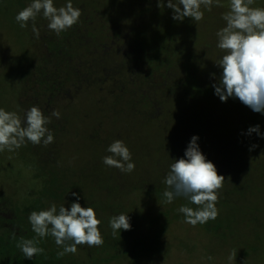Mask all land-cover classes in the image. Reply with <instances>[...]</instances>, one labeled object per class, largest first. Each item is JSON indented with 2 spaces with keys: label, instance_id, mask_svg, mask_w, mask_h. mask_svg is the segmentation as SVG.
Returning <instances> with one entry per match:
<instances>
[{
  "label": "rangeland",
  "instance_id": "rangeland-1",
  "mask_svg": "<svg viewBox=\"0 0 264 264\" xmlns=\"http://www.w3.org/2000/svg\"><path fill=\"white\" fill-rule=\"evenodd\" d=\"M31 2L0 0V108L23 120L37 106L50 119L54 142L0 152V264L23 254L16 247L21 239L38 240L44 253L35 257L60 264H264V138L248 135L256 125L264 135V114L232 97L222 102L212 90L222 73L216 62L225 53L216 33L226 26L228 0L222 6L214 0L211 11L202 6L199 22L173 20L167 0L164 7L158 0H71L79 19L108 20L103 32L113 35L111 52L104 57L107 72L97 64V78L66 85L53 97L38 82L54 69L50 35L65 41L68 30L57 36L42 14L35 20L39 38L32 21L21 28L15 16ZM253 7H264V0ZM71 47L78 57L86 45ZM193 136L225 177L218 217L195 227L178 209L197 206L184 197L167 203L163 195L170 165L185 158ZM118 139L131 152V173L103 163ZM253 144L258 147L249 151ZM73 202L95 210L104 243L58 258L62 248L50 235L37 237L28 216L52 204L70 210ZM120 214L128 215L131 229L113 236L109 222Z\"/></svg>",
  "mask_w": 264,
  "mask_h": 264
},
{
  "label": "clouds",
  "instance_id": "clouds-1",
  "mask_svg": "<svg viewBox=\"0 0 264 264\" xmlns=\"http://www.w3.org/2000/svg\"><path fill=\"white\" fill-rule=\"evenodd\" d=\"M255 0H228V11L222 16L226 26L218 30L216 47L225 54L216 65L222 69L218 82L212 85L222 102L229 97L238 99L254 112L264 114V7H253ZM216 6H222L220 0H215ZM214 0H167V7L172 9V19L183 21L186 17L199 22L204 18L202 6L211 11ZM165 6L164 0H158V7ZM48 20L47 27L57 36L78 23L82 14L81 9L73 7L71 0L65 6H54V0H32V2L15 16L21 28L33 22L32 31L39 38V30L35 20L41 15ZM214 75V74H213ZM57 119L59 111L51 113ZM50 119L43 112L32 106L22 120L16 112L0 108V152L15 151L30 142L45 146L54 142L53 133L46 127ZM255 132L264 138L259 131V125L250 127L248 135ZM198 137L193 136L185 150V158L174 160L170 165L164 183L170 190L163 195L167 203L177 197H184L197 207L193 209L181 206L178 211L184 214V222L195 227L197 224L215 220L219 215L216 207L218 192L223 187L225 177L219 175L214 163L207 160L197 144ZM258 147L253 144L252 151ZM107 151L109 156L103 157V163L115 167L122 173H131L135 169L132 155L122 140H115ZM80 199L78 193H71ZM32 231L39 238L52 236L62 251L58 258L66 254H76L77 246L100 247L104 243L99 230L101 221L97 218L92 207H82L80 203H71L70 210L61 205L52 204L47 210L32 211L28 216ZM112 235L120 230H130L128 215L120 214L110 220ZM13 238L15 234L13 233ZM38 240L21 239L16 247L21 250L26 259H33L43 254L44 249L37 247ZM235 253L229 255L231 262ZM209 260L212 257H208Z\"/></svg>",
  "mask_w": 264,
  "mask_h": 264
},
{
  "label": "trees",
  "instance_id": "trees-1",
  "mask_svg": "<svg viewBox=\"0 0 264 264\" xmlns=\"http://www.w3.org/2000/svg\"><path fill=\"white\" fill-rule=\"evenodd\" d=\"M92 19L93 18L79 19L78 23L66 32L65 41L61 39L57 40L50 35L51 38L48 41V43H50L47 47L51 58L54 59V69L50 71L46 70L40 74L42 77L38 84H43L44 88H46V92L49 93L51 97L63 91L66 85L70 84L71 87L79 86L80 81H86L85 79L90 80L93 76L97 78L95 75L97 72L96 68H98L97 64L103 63L101 66H103V70L106 71V66H108V64H106L104 57L107 56V51L111 52L109 45H107V39L110 40V38H113V35L108 33V30L103 32L108 28L106 25L108 20L102 19L95 21ZM91 28H94L95 31H92ZM88 29H90L92 34L87 33ZM113 41L116 42V39ZM66 42L67 47L64 45ZM82 43L86 45V48L78 47L79 56L81 57L82 54L84 58L74 60L73 58H78L79 56H74V47L71 46L75 44L81 45ZM47 62L49 63L51 61L49 60ZM77 79H79V81H77ZM212 90L215 91L214 87ZM7 264L60 263L52 258L41 260L40 258L33 257V259L29 260L26 259L23 254H19L11 258Z\"/></svg>",
  "mask_w": 264,
  "mask_h": 264
}]
</instances>
